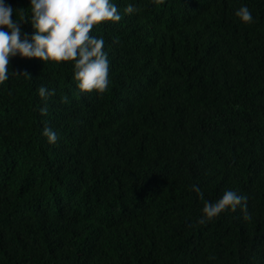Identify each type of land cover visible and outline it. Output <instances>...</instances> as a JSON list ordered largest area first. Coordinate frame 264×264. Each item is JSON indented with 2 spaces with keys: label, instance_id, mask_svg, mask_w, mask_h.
Here are the masks:
<instances>
[{
  "label": "trees",
  "instance_id": "1",
  "mask_svg": "<svg viewBox=\"0 0 264 264\" xmlns=\"http://www.w3.org/2000/svg\"><path fill=\"white\" fill-rule=\"evenodd\" d=\"M7 2L30 16V0ZM112 2L121 20L92 29L104 93H81L72 61L10 58L0 264H264V0ZM227 189L246 209L200 223Z\"/></svg>",
  "mask_w": 264,
  "mask_h": 264
},
{
  "label": "clouds",
  "instance_id": "2",
  "mask_svg": "<svg viewBox=\"0 0 264 264\" xmlns=\"http://www.w3.org/2000/svg\"><path fill=\"white\" fill-rule=\"evenodd\" d=\"M29 8L30 16L21 14L22 19H17V9L7 0H0V84L9 79L10 58L19 56L42 62L72 61L79 91L104 93L109 85L110 61L103 50L104 39L93 35L92 29L102 22L121 20L116 4L112 0H30ZM124 11L132 14L137 8L129 3ZM235 16L242 23L253 21L247 5H241ZM24 22L31 24L34 30L31 34L22 32ZM54 92L45 86L39 88V96L45 100ZM40 112L46 114L47 108H40ZM43 135L49 143L58 139L56 131L49 127L43 129ZM193 190L204 199L199 186L194 185ZM247 199L246 195L227 189L216 201H204L199 222L224 211H235L238 206L246 209Z\"/></svg>",
  "mask_w": 264,
  "mask_h": 264
}]
</instances>
